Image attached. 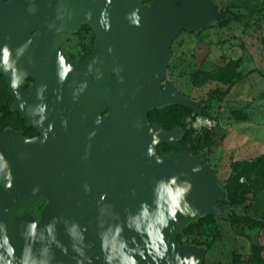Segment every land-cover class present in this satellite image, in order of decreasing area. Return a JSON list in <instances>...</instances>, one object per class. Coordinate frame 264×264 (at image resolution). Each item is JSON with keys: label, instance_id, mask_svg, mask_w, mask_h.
Masks as SVG:
<instances>
[{"label": "water", "instance_id": "water-1", "mask_svg": "<svg viewBox=\"0 0 264 264\" xmlns=\"http://www.w3.org/2000/svg\"><path fill=\"white\" fill-rule=\"evenodd\" d=\"M219 15L209 0H0V73L42 132L9 140L0 130V264L201 259L203 248L181 245L177 235L226 191L205 154H159L181 131L152 124L149 111L195 108L157 76L176 33ZM82 21L95 27L96 48L71 62L59 44ZM29 73L33 90L21 88ZM38 196L49 200L39 221L15 213Z\"/></svg>", "mask_w": 264, "mask_h": 264}, {"label": "rangeland", "instance_id": "rangeland-1", "mask_svg": "<svg viewBox=\"0 0 264 264\" xmlns=\"http://www.w3.org/2000/svg\"><path fill=\"white\" fill-rule=\"evenodd\" d=\"M209 1L220 15L196 30L176 33L167 67L157 76L189 97L195 109L169 106L152 112L151 118L181 131L158 149L162 157L186 149L192 156L205 154V164L226 191L214 211L186 226L178 242L203 248L196 264H260L264 252L255 251L253 244L264 245V225L244 222L264 221V162L259 158L264 154V0ZM223 18L229 19L228 25H219ZM229 85L224 96L210 94ZM10 101L7 82L0 76L3 123L15 126L20 122L9 109ZM182 133H188L187 143ZM236 173L240 175L229 183L228 194L227 178ZM46 202V196H38L15 213L39 221Z\"/></svg>", "mask_w": 264, "mask_h": 264}, {"label": "flooded vegetation", "instance_id": "flooded-vegetation-1", "mask_svg": "<svg viewBox=\"0 0 264 264\" xmlns=\"http://www.w3.org/2000/svg\"><path fill=\"white\" fill-rule=\"evenodd\" d=\"M2 1L9 3L12 0H2ZM151 1L152 0H150V2L147 3L145 0H142L143 4L145 5H149ZM36 33L37 31H33L32 36H35ZM97 39H98V35L96 33L95 27L87 21H82L77 28H75L65 39L61 41V43L59 44V49L62 51L63 56L67 58L69 61L78 63L83 61L87 56H89L92 52H94L97 44ZM114 75L115 74L111 71V73L109 74V78L114 77ZM0 76L4 77V79L6 80L8 93L11 96L9 109L12 112L18 114V120L20 122L15 126L3 123V118H1L2 113L0 112V130L8 131L9 140H13L17 137L23 139L40 137L42 134L41 130L35 127L33 124H31L28 120V117L23 113L22 109L16 105V97L14 93L10 90V85L6 76L1 73ZM162 86L164 87L165 85L162 84ZM21 88L28 90H33L36 88V80L31 73L27 74L24 77V80L21 84ZM48 90L49 88H44L42 90V96L44 98H48L49 96ZM110 113H111V109L107 107L101 114L102 119H106L107 117H109ZM48 201L49 200L47 197L46 204L48 203ZM46 204L44 205V208ZM29 206H20V207L28 208ZM44 208L41 211V218ZM19 216H23V215H19Z\"/></svg>", "mask_w": 264, "mask_h": 264}, {"label": "trees", "instance_id": "trees-1", "mask_svg": "<svg viewBox=\"0 0 264 264\" xmlns=\"http://www.w3.org/2000/svg\"><path fill=\"white\" fill-rule=\"evenodd\" d=\"M229 22H230V21H229L228 18H226V19L223 18V19L220 20L219 25H220V26H226V25L229 24ZM232 84H233V83H232ZM231 87H232V85H229L224 91H221L220 89H214V90H212V91L210 92V94H218L219 96H224L226 93H228V92L230 91ZM169 106L181 107V108H184V109H186V110H188V111H191V110L195 109V108H190V107H188V106L185 105V104H170V105H166V106H163V107H161V108L153 109V110H151V111L149 112V116H150V120H151V122L154 123L153 120H152V118H151V113H152V112L159 111V110H163V109H165V108H168ZM0 112L2 113L1 110H0ZM236 114H238V115H240V116H242V117H246V114H245V113H236ZM3 117H4V115H3V113H2V117H1V118H3ZM155 124L162 126L165 130H169V129L166 128L165 124H162V123H159V122H156ZM172 129H173V128H172ZM181 138L183 139L184 143H187V142L189 141V135H188V133H182ZM164 143H166V142L161 143V144L158 146V149H159V148L161 147V145H163ZM259 158L264 162V154H263L261 157H259ZM239 175H240L239 173L231 174V175L227 178V182H228V183H226L225 188L227 189L228 194H229V191H230V184H229V183H230L233 179H234V180H238ZM225 201H226V200H225ZM206 214H208V213L203 214L201 217H199V218L196 219V220H202V219L206 216ZM196 220H194V221H196ZM192 222H193V221H192ZM190 223H191V222H190ZM190 223H188L187 225H189ZM244 223H245L246 225H249L250 227H254V226H258V225H259V226H263V225H264V221L246 220ZM187 225H186V226H187ZM186 226L183 228L182 231H184V229L186 228ZM182 231H181V232H182ZM181 232L178 233V235H177V239L179 238ZM253 248H254L255 251H257L258 253H262V252H264V245L253 244ZM234 260H235L236 262H242V259H240L237 255L234 256ZM260 264H264V259H262V260L260 261Z\"/></svg>", "mask_w": 264, "mask_h": 264}]
</instances>
